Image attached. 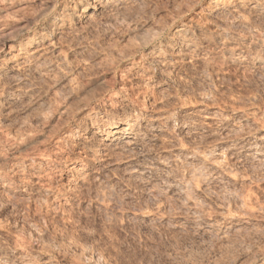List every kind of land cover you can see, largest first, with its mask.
<instances>
[{
	"label": "rangeland",
	"instance_id": "obj_1",
	"mask_svg": "<svg viewBox=\"0 0 264 264\" xmlns=\"http://www.w3.org/2000/svg\"><path fill=\"white\" fill-rule=\"evenodd\" d=\"M74 1L0 0V264H264V0Z\"/></svg>",
	"mask_w": 264,
	"mask_h": 264
},
{
	"label": "bare ground",
	"instance_id": "obj_2",
	"mask_svg": "<svg viewBox=\"0 0 264 264\" xmlns=\"http://www.w3.org/2000/svg\"><path fill=\"white\" fill-rule=\"evenodd\" d=\"M95 1H98V0H76V1H74V5H72L73 7H72V9L71 10H69L68 8V10H64V9H62V10H64V13L61 15V17H59V18H62V16L64 17V19H66L67 17H74V18H76V17H82V16H79V14H82V13H80L81 11H85V10H87V9H90L91 7H92V10L94 11V10H97L98 9V5H95ZM105 1V0H104ZM253 1V0H252ZM255 1H257V0H255ZM102 2V1H101ZM107 2V1H106ZM240 3L243 5V3H246V0H241L240 1ZM254 3V2H253ZM255 4H257V2L255 3ZM261 4V3H260ZM239 5V4H238ZM257 5H259V4H257ZM238 7V6H237ZM252 7H253V5H252ZM255 7V6H254ZM258 6H256V8H257ZM239 8V7H238ZM81 9V10H80ZM258 9V8H257ZM257 9H255V10H257ZM261 9V8H260ZM254 10V9H253ZM85 13V12H84ZM84 13H83V16H84ZM60 15V14H59ZM66 17V18H65ZM56 19V18H55ZM67 19H69V18H67ZM66 19V20H67ZM61 20H63V19H61ZM71 20H72V18H71ZM60 21V20H59ZM56 22V21H55ZM55 22H53L54 24L53 25H55L56 23ZM65 22V21H64ZM66 23V22H65ZM50 24V23H49ZM63 25H65V24H63ZM51 26V25H50ZM59 26V25H58ZM53 27V26H52ZM55 28V27H54ZM58 28H60V27H58ZM197 28V27H196ZM200 28V27H199ZM191 30V29H190ZM197 31V30H196ZM200 31H201V29H200ZM49 32H50V30H49ZM54 32H56V31H54ZM194 32V31H193ZM50 34V33H49ZM221 35V34H220ZM224 35V34H223ZM169 37V36H168ZM167 37V38H168ZM221 37V39L223 38V39H225V38H227L226 36H225V38L224 37H222V36H220ZM193 38V35H192V31H189V29L188 30H186V29H183V28H179V29H176V31H174V33H172V35L165 41V45L167 44L168 46H173V47H178V48H180V50L181 49H183V48H186V49H188V50H190V49H192V48H194V45H196V43H194V40L192 39ZM209 38V37H208ZM206 40H205V42L207 41V40H209V39H207V38H205ZM203 40V39H202ZM220 40V39H219ZM226 40V39H225ZM225 40H223V41H225ZM222 41V42H223ZM221 42V41H220ZM253 42H256V44L257 45H260V47H262V49L264 50V36H262V38H259V39H257V41L255 40V41H253ZM208 43V42H207ZM220 44V43H219ZM239 44V43H238ZM255 44V43H254ZM166 45V46H167ZM168 46H167V48H168ZM230 47H232V45H229ZM235 46V45H234ZM230 47H229V50H230ZM172 48V47H171ZM177 48V49H178ZM197 48V47H196ZM233 48V47H232ZM173 49V48H172ZM237 49V48H236ZM176 50V49H175ZM193 50V49H192ZM194 50H195V48H194ZM232 50V49H231ZM234 50V49H233ZM189 52V51H188ZM234 52V51H233ZM241 52V51H240ZM161 53V52H160ZM231 55H232V53H230ZM234 54H237V53H234ZM239 55V54H238ZM158 56V55H157ZM157 56H155V57H157ZM254 58V57H253ZM159 59V58H158ZM155 60V58H154V60L155 61H159V60ZM255 61H257V62H263L264 63V57H262V56H256L255 57ZM160 62V61H159ZM92 117V116H91ZM93 119V118H92ZM90 121V120H89ZM103 121V120H102ZM128 121V120H127ZM129 122V121H128ZM130 123V122H129ZM125 124V125H119L118 123H112V125L110 126L109 125V130H108V136L110 137V138H112V139H117V140H120V139H122V137L124 138V136L128 133V132H130V131H132V130H134L133 128V126L131 125V124ZM93 125V124H92ZM103 125V124H102ZM161 125V124H160ZM159 125V126H160ZM97 126V125H96ZM107 126V125H106ZM126 144H127V142H126ZM128 144H129V142H128ZM74 169V167L72 168V170ZM102 199V198H101Z\"/></svg>",
	"mask_w": 264,
	"mask_h": 264
}]
</instances>
